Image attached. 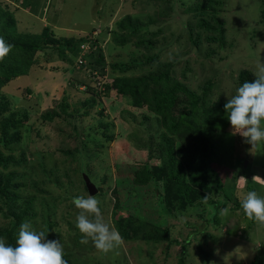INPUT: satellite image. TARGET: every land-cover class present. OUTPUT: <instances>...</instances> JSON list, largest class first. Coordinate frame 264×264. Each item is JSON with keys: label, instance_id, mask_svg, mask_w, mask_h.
<instances>
[{"label": "rangeland", "instance_id": "374dc122", "mask_svg": "<svg viewBox=\"0 0 264 264\" xmlns=\"http://www.w3.org/2000/svg\"><path fill=\"white\" fill-rule=\"evenodd\" d=\"M2 1L8 3L10 9L17 10L15 14L22 19V28L29 31L37 32L45 25L55 29L58 37L91 31L100 39L108 61L157 55L158 59L152 65L136 73L154 70L158 62H172L175 77L193 90L200 91L201 86L211 80L209 96L212 101H227L228 96L234 95L238 88V72L243 68L254 72L257 63L264 62V5L260 0H226L218 10V16L226 27L227 43L224 47L207 43L203 35L197 37L201 30L197 26L198 17L187 8L198 0H174L172 9L161 0H42L37 12L44 11L37 15L32 8L21 7L22 0ZM126 14H136L143 23L145 38L152 39L148 49L134 43L118 45L112 40L110 31L116 29L121 33L116 22ZM55 17L57 21L53 27L51 21L53 23ZM205 17L211 20L209 16ZM157 30V34L150 35ZM71 68L57 61L56 54L52 53L50 60L33 65L28 74L15 77L1 91L8 97L11 109L23 108L29 117L28 128L22 129V141L13 151L15 156L23 153L26 161L2 171L14 170L24 174V178L20 179L27 185L23 194L37 196V216L31 220L33 228L46 233L48 230L47 239L60 240L68 264H252L264 250V225L248 220L242 208H232V203L234 197L237 196L240 201L242 195L252 190L264 197V152H250L251 145L245 143L239 134L233 135L228 122L225 129L213 134L215 153L211 165L221 178L227 194L224 197L216 179L210 178L213 187L211 198L220 202L219 223L215 226L206 222L210 210L204 205L189 208L179 215L181 219L172 218L162 208L156 184L149 182L135 188L128 177L136 164L147 159V152L144 148H137L130 138V123L135 118L133 122L137 125L140 116L136 114L133 117L125 112L124 109L130 107L126 99L113 93L111 97L103 98L102 105L96 108L98 111L104 106L105 117L96 113L83 118L81 128L86 130L82 139L88 145L85 153H76L74 159L61 151L74 146L73 137L69 136L72 128L69 118L67 121H40L41 113L53 108L59 111V102L64 94L71 106L78 97L85 96L81 92L84 86L75 85ZM26 88L31 91H26ZM121 114L129 119L128 124L124 123ZM100 119L113 122L108 132L114 137L111 140L103 137V143H100L102 138H99L101 132L98 131ZM145 124L137 130L140 135ZM154 130L150 133L157 140ZM78 155H81L80 159ZM80 166L93 171L90 178L102 192L95 198L100 201L102 214L110 225L118 196L122 214H136L154 225L169 228L171 237L177 242L166 249V242L125 241L120 248L107 254L99 252L91 240L82 244V235L75 242L73 229H76L74 221L79 210L65 196L89 195L80 181L83 174L78 169ZM50 169L54 170L52 174ZM41 170H46L45 174ZM56 175L59 185L55 182ZM40 201H43L47 212L43 217ZM224 209L228 212L222 216L220 213ZM3 222L0 216V224ZM48 222L54 225L49 227ZM183 243L186 244V251L181 257ZM237 254L244 258L238 259Z\"/></svg>", "mask_w": 264, "mask_h": 264}, {"label": "trees", "instance_id": "16d2710c", "mask_svg": "<svg viewBox=\"0 0 264 264\" xmlns=\"http://www.w3.org/2000/svg\"><path fill=\"white\" fill-rule=\"evenodd\" d=\"M161 1L169 8H173L174 0ZM260 1L264 5V0ZM41 3L42 0L40 3L39 0H22L20 5L23 8L34 9L33 13L37 15L38 12L44 11L37 12ZM225 3L226 0H198L187 8L193 10L194 16L198 17L197 26L201 30L197 37L203 35L207 43H217L220 47L227 43L225 22L218 16V10ZM16 11L14 8L10 9L8 3L0 0V37L13 46L10 53L0 61V216L4 220L0 224V238H4L7 244L15 246L20 224L37 216V196L23 194L27 185L20 179L24 178V174L14 170L2 171L25 163L24 154L15 156L13 151L22 141V129L28 128L29 117L23 108L11 109L8 97L1 91L15 77L28 74L33 65L50 60L52 53L56 54L57 61L73 68L72 79L76 80V86H84L81 92L85 94L78 97L72 106L64 94L59 102V111L53 108L41 113V122L54 119L67 121L69 118L72 128L71 134L70 132L68 134L73 137L74 146L72 149L69 147L61 151L73 159L76 158V153L81 155L85 153L88 144L82 139V133L86 129L81 128V122L83 118L92 117L96 113L97 116L105 117L104 106L98 111L96 108L102 105L103 98L111 97L114 93L129 103L130 107L124 109L125 112L133 117L136 114L140 116L137 125L133 122L135 118L130 123L132 125L130 138L137 148H144L147 159L136 164L128 176L132 185L137 188L149 182L156 184L155 189L162 208L172 218L181 219L179 215L189 208L204 205L210 210L206 222L216 226L219 223L220 202L211 198L213 187L210 178L216 179V185L224 197L227 194L221 178L211 165L215 153L213 134L225 129L229 121L224 109L227 101H212L209 96L211 80H207L200 91L193 90L175 77L172 62H158L156 69L136 73L138 70H144L145 66L152 65L158 59L157 55H143L140 59L135 57L127 61H108L104 48L100 46V39L91 31L87 33L78 31L74 35L58 37L55 29L45 25L41 30L32 32L22 28V19L19 15L16 16ZM206 15L211 20H207ZM56 21V17L53 23L51 21L53 27L56 26ZM142 26L143 23L136 14H126L116 22V27L121 33L116 29L110 31L112 40L118 45L134 43L138 47L143 45L148 49L152 39L145 38ZM157 33L158 30L150 32V35ZM193 41L197 43V40ZM82 45L87 48L83 49ZM253 73L249 69H241L236 77L237 87L245 81H252ZM26 91L30 92L31 89L26 88ZM121 117L124 123L128 124L129 119L124 114H121ZM144 123L146 124L140 135L137 130ZM111 125L113 126V122L99 120L98 131L101 132L99 138L111 140L114 137L113 133L108 132ZM152 130L157 133V140L150 133ZM102 139L100 143H103ZM81 155L77 156L78 159ZM153 159L155 162H152ZM78 169L80 173L83 172L80 181L83 189L87 191L83 175L90 178L93 171L89 168L83 169L81 166ZM45 172L46 170H41V173ZM53 172L54 170H49L50 174ZM55 182L57 185L60 184L57 175ZM99 187L98 185L93 196L102 193ZM114 193L116 194V191ZM65 197L73 200L75 196L67 194ZM233 200L232 208L241 207L237 196ZM40 204L41 215L46 216L43 201H40ZM121 209L117 196L111 213V223L120 232L124 242L135 240L152 244L166 242V249L177 242L171 237L169 228L154 225L136 214H122ZM48 224L49 227L54 225L53 222ZM46 231L48 236L50 232ZM73 234L77 242L81 233L77 232L76 228L73 229ZM185 243L182 244L181 257L185 255ZM252 264H264V250Z\"/></svg>", "mask_w": 264, "mask_h": 264}, {"label": "clouds", "instance_id": "9594fccd", "mask_svg": "<svg viewBox=\"0 0 264 264\" xmlns=\"http://www.w3.org/2000/svg\"><path fill=\"white\" fill-rule=\"evenodd\" d=\"M12 45L0 37V61L12 50ZM252 81L243 82L228 96L224 109L232 134H239L251 145L250 152H264V62H258ZM72 203L78 209L75 227L82 235L81 243L91 240L101 253L120 248L124 239L120 232L105 220L100 201L93 195L76 196ZM243 214L250 221L264 225V197L257 191H248L240 197ZM227 209L221 211L226 215ZM238 259L244 256L237 254ZM0 264H68L64 258V246L60 240L47 239L45 231H37L31 221L20 224L15 246L0 238Z\"/></svg>", "mask_w": 264, "mask_h": 264}, {"label": "water", "instance_id": "95a60500", "mask_svg": "<svg viewBox=\"0 0 264 264\" xmlns=\"http://www.w3.org/2000/svg\"><path fill=\"white\" fill-rule=\"evenodd\" d=\"M85 186L87 188L88 194L93 195L97 192L96 185L90 180L87 175H83Z\"/></svg>", "mask_w": 264, "mask_h": 264}, {"label": "built area", "instance_id": "2783aa9c", "mask_svg": "<svg viewBox=\"0 0 264 264\" xmlns=\"http://www.w3.org/2000/svg\"><path fill=\"white\" fill-rule=\"evenodd\" d=\"M82 47H83V49H86L87 48V46H85V45H82Z\"/></svg>", "mask_w": 264, "mask_h": 264}]
</instances>
